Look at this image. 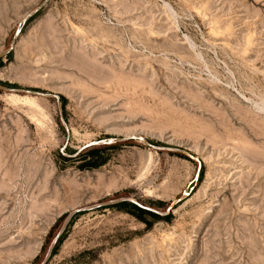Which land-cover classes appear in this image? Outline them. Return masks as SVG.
I'll list each match as a JSON object with an SVG mask.
<instances>
[{"label":"rangeland","instance_id":"rangeland-1","mask_svg":"<svg viewBox=\"0 0 264 264\" xmlns=\"http://www.w3.org/2000/svg\"><path fill=\"white\" fill-rule=\"evenodd\" d=\"M44 1L0 0V53ZM0 84L69 128L0 90V264L124 197L178 202L83 212L47 264H264V0H50Z\"/></svg>","mask_w":264,"mask_h":264},{"label":"water","instance_id":"water-1","mask_svg":"<svg viewBox=\"0 0 264 264\" xmlns=\"http://www.w3.org/2000/svg\"><path fill=\"white\" fill-rule=\"evenodd\" d=\"M50 0H45L41 5H39L37 8H35L34 10H32L24 19L23 21L21 22V24L19 25V27L17 28L15 34H14V37L12 39V42L10 44V47L4 51V52H1L0 53V58H3L5 56H8V54H10L11 52L14 51L15 49V46L17 44V42L19 41L20 37H21V34H22V28L23 26L29 21L31 20L33 17H35L40 11H42V9L47 5V3L49 2ZM0 90L4 91V92H12V93H20V94H27V95H33V96H40V97H44V98H47V99H53L56 101V104H57V107H58V112H59V115H60V120H61V123L62 125L64 126V128L67 130L68 132V135H69V128H68V124L64 118V115H63V109H62V105H61V96H59L58 94H53V93H45V92H41V91H37V90H30V89H23V88H14V87H8V86H4V85H1L0 84ZM132 139L136 138L135 136H132L130 137ZM127 139L129 138H123V139H118V140H115L113 142H116V141H126ZM111 142V143H113ZM145 143L156 149V150H160V151H168V152H174V153H179V154H183L197 162L200 163L199 159L196 158L193 154H191L189 151L187 150H184V149H181V148H174V147H169V146H157V145H154L152 144L151 142L149 141H145ZM97 144H103V143H97ZM133 202L135 204H137L138 206H140L141 208L145 209V210H148V211H151L159 216H162V217H166L168 216L171 211L173 210L175 204L178 202V200L174 201L170 207L167 209V211L165 212H162V211H159L155 208H152V207H148V206H143L141 204H138L136 203L133 199L131 198H127V197H124V198H120V199H116V200H112V201H105V202H101V203H98V204H94V205H88V206H84V207H81V208H78V209H75L73 210L69 216L67 217V219L65 220L64 224L62 225V227L60 228L58 234L56 235V237L53 239L43 261L41 264H47L48 261L50 260L52 254H53V250H54V247L56 245V243L58 242V240L63 236V234L65 233L66 229L68 228L69 226V223L70 221L77 215V214H81L83 212H87V211H90V210H94V209H98V208H106V207H111V206H115L117 204H120L122 202Z\"/></svg>","mask_w":264,"mask_h":264},{"label":"trees","instance_id":"trees-1","mask_svg":"<svg viewBox=\"0 0 264 264\" xmlns=\"http://www.w3.org/2000/svg\"><path fill=\"white\" fill-rule=\"evenodd\" d=\"M12 53V52H11ZM10 53V54H11ZM10 87H13V86H10ZM14 88H16V87H14ZM99 150H94V151H92L91 152V154H95V153H97ZM122 203H124V204H127V205H131V206H133L134 208H136L137 210H139L141 213H143V214H150V215H152V216H159V215H157V214H155V213H153V212H151V211H148V210H145V209H143V208H141L140 206H138L137 204H135V203H133V202H122ZM121 204V203H120ZM118 205V204H117ZM117 205H115V206H117ZM82 214V213H81ZM78 215H80V214H77L76 216H78ZM75 216V217H76ZM74 217V218H75ZM62 238H63V236L58 240V242L56 243V245H55V247H54V250H53V253H54V251H55V249H56V247L58 246V244L61 242V240H62Z\"/></svg>","mask_w":264,"mask_h":264},{"label":"bare ground","instance_id":"bare-ground-1","mask_svg":"<svg viewBox=\"0 0 264 264\" xmlns=\"http://www.w3.org/2000/svg\"><path fill=\"white\" fill-rule=\"evenodd\" d=\"M9 93H12V92H9ZM17 94V93H16ZM17 95H11L12 98H17L16 97ZM30 96H33V95H30ZM33 97H36V96H33Z\"/></svg>","mask_w":264,"mask_h":264}]
</instances>
